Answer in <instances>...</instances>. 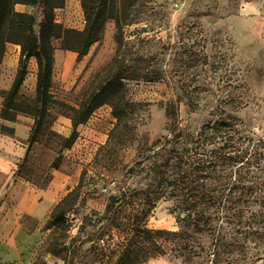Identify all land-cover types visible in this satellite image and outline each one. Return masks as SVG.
I'll return each instance as SVG.
<instances>
[{
    "label": "rangeland",
    "instance_id": "rangeland-1",
    "mask_svg": "<svg viewBox=\"0 0 264 264\" xmlns=\"http://www.w3.org/2000/svg\"><path fill=\"white\" fill-rule=\"evenodd\" d=\"M55 17L67 27L84 26L79 0H67ZM115 33V21L108 20L101 38L79 59L53 40L51 91L59 101L79 106L94 75L114 55ZM123 36L130 43L128 56L160 75L124 80L126 98L135 103L128 125L114 131L116 118L103 103L78 125L74 143L61 149L66 169L77 171L72 188L80 178L82 185L62 223L45 224L50 231L31 264H115L134 235L140 264H264V169L249 167L246 178L232 172L226 180L240 196L223 201L219 214L208 209L210 218L197 226L184 225L178 199L155 198L158 176L151 165L159 143L175 130L195 135L203 125L225 120L243 139L241 146L257 149L250 161L263 167L264 0H140ZM1 62L0 73L12 72V62ZM71 114L55 104L44 118L39 138L53 152L71 131L69 126L62 134L55 120L69 121ZM44 159L39 152L20 170L40 179L43 167L44 179ZM138 228L168 233L139 240Z\"/></svg>",
    "mask_w": 264,
    "mask_h": 264
},
{
    "label": "trees",
    "instance_id": "trees-1",
    "mask_svg": "<svg viewBox=\"0 0 264 264\" xmlns=\"http://www.w3.org/2000/svg\"><path fill=\"white\" fill-rule=\"evenodd\" d=\"M139 1L79 0L84 26L78 29L67 27L56 20L55 11L63 8L66 0H0V61L8 43L20 46L15 76L10 87L2 93L0 117L12 120L18 112L31 115L34 123L28 139L30 145L39 137L44 118L53 105H62L72 112L69 115L70 134L63 137L62 145L50 163L51 168L59 167L63 156L61 149L74 143L78 125L84 123L101 104L111 106V113L116 118L114 131L121 129L124 124L128 125L135 103L126 98L125 79L155 80L159 77L160 74L156 71L141 65V58L128 56L131 54L130 50L127 51L130 43L124 39L123 28L134 22ZM17 4L31 7L32 10H17ZM37 16H40L39 20ZM111 19L116 26L114 55L94 75L90 89L78 107L59 101L51 91L53 40H58L62 49L75 51L76 58L79 59L101 38L106 22ZM30 57L35 58L37 65L35 94L31 97L19 93ZM233 133L234 129L225 120L203 125L195 135L178 129L174 131L172 138L160 142L157 151L153 152L155 160L151 163L152 171L158 176L155 198L169 195L178 199L185 210L182 217L184 225L194 221L198 226L210 218L206 217L210 212L208 209H212L214 215L219 214L223 201L238 199L240 193L235 195V186H230L226 180L232 176V172L238 173L240 178H246L250 174L249 167L261 171L264 169L259 161H250L251 157L256 156L257 149L253 146L249 151L248 147L241 146L243 139L235 137ZM244 168L243 172L241 169ZM81 185L80 178L77 185L54 206L46 222L47 227L62 223L63 215L78 198ZM137 232L141 235L139 240H150L154 235L160 238L168 233L163 229L148 228H138ZM136 237L134 235L129 241L115 264H140L143 255L135 241ZM0 264L5 263L0 261Z\"/></svg>",
    "mask_w": 264,
    "mask_h": 264
},
{
    "label": "crops",
    "instance_id": "crops-1",
    "mask_svg": "<svg viewBox=\"0 0 264 264\" xmlns=\"http://www.w3.org/2000/svg\"><path fill=\"white\" fill-rule=\"evenodd\" d=\"M24 8L25 5H16L17 10H26ZM19 55V45H6L1 63L4 66L5 63L12 62L13 69L10 73H0V109L3 101L2 91L7 90L13 81ZM28 60L33 67L27 68L19 93L34 96L37 65L34 57ZM27 82L29 89L26 88ZM61 122L64 126L60 125ZM33 123L34 118L31 115L21 112L16 113L12 120L0 117V127L8 128L0 129V261L5 264L33 262L35 254L50 231L45 224L52 209L77 181V171L66 169L69 161L64 153L59 167L51 168L50 163L56 152L39 137L29 145ZM54 124L56 129L65 134L71 126V120L56 119ZM77 131L79 132V129ZM39 152L43 153L45 158L44 179L43 167L40 168V179L20 170L25 160H31Z\"/></svg>",
    "mask_w": 264,
    "mask_h": 264
}]
</instances>
